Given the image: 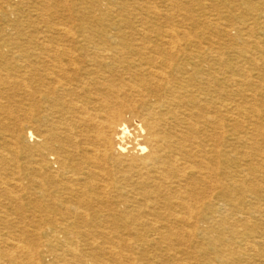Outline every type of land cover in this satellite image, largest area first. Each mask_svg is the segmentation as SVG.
Instances as JSON below:
<instances>
[{
    "label": "bare ground",
    "instance_id": "1",
    "mask_svg": "<svg viewBox=\"0 0 264 264\" xmlns=\"http://www.w3.org/2000/svg\"><path fill=\"white\" fill-rule=\"evenodd\" d=\"M101 1L108 14L130 8ZM189 2L147 10L191 28L120 19L0 47V62H23L20 75L0 72V99L10 85L23 93L16 111L0 100V264L264 260V0L228 25L196 19L204 0ZM223 91L245 106L216 105Z\"/></svg>",
    "mask_w": 264,
    "mask_h": 264
},
{
    "label": "rangeland",
    "instance_id": "2",
    "mask_svg": "<svg viewBox=\"0 0 264 264\" xmlns=\"http://www.w3.org/2000/svg\"><path fill=\"white\" fill-rule=\"evenodd\" d=\"M34 1H36V2H34ZM39 1L40 0H4V1L0 0V47H2L3 45H4L3 47H5V46H7V47H12V46L22 47L23 46L24 47V46H28V45L38 44L41 42L40 40L42 39L43 35L46 34L44 32L49 27H55V28L60 29L61 28L60 26L64 25L62 28H67V29H72V30L77 29V28H86V29H97V28H101V27L111 28L112 27L111 24L114 22L117 23L116 21H120V19L131 20V23H132L131 27H135V28H141V27L156 28V27H161V26L162 27L172 26V27H175L177 29H183V27L184 28L185 27L191 28V24L190 25H187V23L183 24L184 21L181 20L180 18L176 17V16H173V18H171L169 21H167V19L164 20V18L163 19H153V20L149 19L148 17H150L151 14H149V11L147 10L148 7L152 8V6H153V7L157 8L161 14L165 13V10H164L165 8L163 6L164 5L163 0H137V1H135V0H122L123 3L126 2L130 6V8L126 12H124V11L122 12V11L118 10L117 13H119L120 16H117V13H112V14L109 13L108 14L109 11H108V9H106V2H102L101 0H60V1L59 0H56V1L55 0H53V1L49 0L51 2V4L53 3L55 8H52L51 11L48 12V14L47 13L42 14V12L39 11V9H40ZM99 1H101L100 2L101 6L99 8H96V6L99 4L98 3ZM175 1H177V2L180 1V3L190 4L189 1H191V0H175ZM249 1L250 0H243V1L242 0H212V2H210L208 0H204V2H202L200 4V7L195 6V8H193V12H191L190 15L195 16L196 19L203 20L205 17H208L210 19H215V18H217L216 15L219 14L223 18L222 24L228 25L229 20L244 16L243 14L246 12L245 8H246L247 4H249V3L251 4L253 2L252 4L255 5L256 7H261V6L257 5V4L260 5L259 0H251L252 2L251 1L249 2ZM74 3H76L77 6ZM139 4H145V7H143V11L142 10L140 11L141 15L135 14L133 12V8ZM202 4L206 5L205 6L206 10L201 9ZM227 4H228V6H227ZM116 7H117V9H120L119 5H117ZM116 7H114V8L116 9ZM233 13H235V14H233ZM3 15H6V17H7L6 23L3 22V19H2ZM45 17L47 20L50 19V23H48V21H46ZM150 18H152V17H150ZM226 19H227V21H226ZM110 20H111V22H109ZM162 20L165 22H162ZM58 22H60V23H58ZM52 24H54V25H52ZM127 27H128V25L122 24V26L120 28H124V29L126 28L125 30H128ZM41 28L43 30H41ZM200 29H202V27H200ZM27 33H29V34H27ZM234 34L235 33L232 32V36H234ZM23 37H24V39H23ZM215 40L217 43H221V44L226 43L224 41V40H226L225 38H219V39H215ZM12 57H16L15 53L14 54H12V53L8 54V56H6V58H8V60H6V58H5V60H1L0 72L3 75H5V73H6L10 77H15V76H17V74L20 75L22 73V71H23V68H22L23 64L22 63L23 62H20L17 60L13 61ZM229 59H230L229 62L231 64L230 69H233L234 68L233 63H235L236 60L235 61L233 60V59H235L234 57L233 58L229 57ZM216 68L220 69L219 66H217ZM252 73L256 76L257 73H259V71L256 70V71H253ZM256 81H259V80L256 79ZM9 88H10V90L6 91L5 95L4 96L2 95L0 100L4 103V105L11 106L12 109L16 111L17 108L14 106L13 102L16 101L15 104L22 106L21 104H22V100H23L22 99L23 93H22V90L20 88H16L12 85H10ZM9 88L7 87V89H6V87H5L6 90H8ZM235 89L236 88L234 87L233 90H235ZM261 91H262L261 93L264 94V87H263V90H261ZM249 94L250 93L248 92V95ZM226 96H228V97H226ZM238 96L239 95H230L229 96V94H227L225 91L218 92V94L216 93L214 96L215 101H216L215 104L217 103L216 105L221 106V105L226 104V103H231L232 101L234 102L233 104H235V105L245 104V100L242 99L241 96H239V97ZM20 98H21V100H20ZM257 104L261 106V110L263 112L262 119H261L263 122L262 121H260V122L262 123L261 127L264 128V126H263L264 125V119H263L264 118V99L259 100L257 102ZM243 106H245V105H243ZM239 148L240 147L237 146V156L241 159L244 156H242L240 153V151H242V148H240V149ZM4 177L10 178L11 177L10 171H7L6 174L4 175ZM263 181H264V178L258 179V183L264 184ZM112 194H114V193H112ZM258 230L264 231V226H262L261 228L259 226ZM151 252L153 253V250L147 249L145 254L150 255ZM257 263L258 264H264V260L260 259V261H259V259H258Z\"/></svg>",
    "mask_w": 264,
    "mask_h": 264
}]
</instances>
